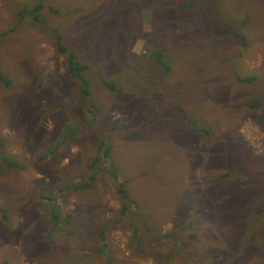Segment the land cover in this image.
<instances>
[{
    "label": "rangeland",
    "instance_id": "374dc122",
    "mask_svg": "<svg viewBox=\"0 0 264 264\" xmlns=\"http://www.w3.org/2000/svg\"><path fill=\"white\" fill-rule=\"evenodd\" d=\"M38 1L0 0V35L6 34L0 67L11 79L9 86L0 79V140L3 155L23 166L10 168L0 157V264H103L111 254L138 264H264V252L252 250L264 243V216L254 210L264 194V0H205L209 6L181 15L191 25L174 15L170 0H133V6L128 0H47L45 15L55 28L35 21L21 26L29 47L23 50L13 34L18 6ZM163 10L170 14L164 17L170 35L157 36ZM245 16L252 20L247 26ZM200 19L203 26L196 28ZM56 28L89 64L91 95L70 74L69 56L54 42ZM156 47L172 59L169 75L147 56ZM101 75L115 78L116 90L105 87ZM252 75V84L242 80ZM252 100L262 105L252 110ZM186 112L211 124L213 133L174 122ZM101 135L114 143L111 163L137 200L127 215L136 223L117 212L122 202L112 174H102L91 189L76 188L91 172ZM58 142L60 154L52 157ZM68 151L78 154L74 160ZM42 154L49 161L41 163ZM53 212L60 220L71 215L69 223L79 226L70 231L69 223H50ZM115 217L120 221H108ZM134 225L148 251L143 256L128 246ZM160 227V235L168 233L161 248L155 245Z\"/></svg>",
    "mask_w": 264,
    "mask_h": 264
},
{
    "label": "trees",
    "instance_id": "16d2710c",
    "mask_svg": "<svg viewBox=\"0 0 264 264\" xmlns=\"http://www.w3.org/2000/svg\"><path fill=\"white\" fill-rule=\"evenodd\" d=\"M170 1H172V12L174 11V15L178 14L180 16L185 14V12L187 15H193L194 12L200 11V9H201L200 5H204L206 7L209 6V4L205 0H181L178 6H175L176 0H170ZM207 1H212V0H207ZM28 3L31 4L30 2H28ZM28 3H24L22 5L17 3L18 5H20V6H18V8H21V11L19 12L18 17L15 21L17 28H20L21 26H26V24H27L26 23V15H30L32 17V19L38 24L47 23V26H46L47 28H53L54 27L51 23H49L50 22L49 17L48 16L46 17L44 15V11L47 8V5L50 4L47 0H39L38 2H36L33 5V7H31L32 5L29 7ZM80 7H81V5H79V8ZM49 8L56 15L65 14L58 7L55 8V7L49 6ZM107 11L109 12V10H107ZM167 14L168 13L165 10H163L162 13L160 11L157 18H156V19H159L160 15H161L160 20L155 22V28H156V35L157 36H164V34L170 35L169 28L172 26V24L169 23V21H170L169 18L164 19V17L170 15V14H168V15ZM181 17H183L182 20L185 22V24L191 25L192 23H194L193 21H191L190 17H184V16H181ZM36 18L38 20H36ZM228 21L229 20H226V22H228ZM250 22H252V20H250V17L245 16V18H243V24H245V26H247L248 24H251ZM179 23H180V20L176 23L175 26L178 27ZM202 26H203V22L200 19L199 22L197 24H195V27L200 28ZM4 35H6V34L0 35V44L2 42V36H4ZM54 36H55L57 46L59 47V49L63 53L66 54L68 51H70L69 46H68V44H66L65 39H64L62 34L58 33V31L56 30L54 33ZM234 36L236 38H239L244 44L248 43L249 39L243 33H240L239 31H235ZM232 41H233V39L229 38L227 43H233L234 44V41L233 42ZM103 42H104V40H103ZM105 43L107 46L112 45L108 40H105ZM97 47H98V49L101 48L98 45H97ZM70 52L71 53H69V54L67 53V55L69 56L67 59V62H66L67 68L69 69L70 74L73 76L74 79H76L77 81H81L80 88H81V91L84 93V95H89V94L91 95L92 90H90L88 88L89 84H88V81L86 80V72L90 68V66H89V64L84 63L83 60L81 61L77 57V55L74 51L73 52L70 51ZM129 55H132V53H129ZM147 56H149L155 60V62L158 64L161 71H163L165 75L170 74L169 72L172 70V66H171L172 59H171L169 54L164 52L161 48L156 47L153 50H151V49L148 50ZM101 77H103V75H101ZM0 78L3 81H5L7 86L10 85L11 81L4 76V72L1 68H0ZM256 78H257V75H252V76H247V77L243 78L242 80L244 82L252 84ZM103 80H104V84L106 85V87L108 89L116 90L117 80L115 78H112V80H106V79H103ZM90 104L94 105L93 101H91ZM247 105L249 106L250 109L255 110L262 105V101L252 100V101H250V103L248 101ZM92 111L99 112L100 110L96 108ZM177 121H188L189 125L191 124L192 126H195L194 130L201 131L207 135L208 134L211 135V133H213L212 131H213L214 127H212L211 124H207V123H204L202 121H198L190 113L186 112L183 116L179 115L178 117L175 118L174 122H177ZM101 133L108 135V136H111L110 133H107L104 131H101ZM72 135L76 137L77 142L80 141L79 137L76 134L72 133ZM105 135H101L97 154H96V156H94L89 161V167L91 169V172L88 174V177L85 180H81L77 183L76 188L78 189V191H79V189H81V190L91 189L100 180V178H101L100 176H102V174L103 175L105 173L112 174V178L115 181V184L117 187V194L120 197L121 202H122V206H121L120 210H117V211H119L118 213H120L121 219L122 218H124V220L126 219L125 220L126 223H135L134 215L132 217H128L127 215H129L130 213H134L133 209H131V208L134 207V203L137 204V200L134 197H132V195L128 192V188L126 187L125 180H122V178L120 177V175H119L120 173H119L118 168L111 163L112 159L110 157V154H111V150H113L114 143L111 141V139L109 137H107ZM206 138L208 139L209 137H206ZM224 140H226V139H224ZM4 144H5V139H1L0 140V157H1V159L2 160L5 159L10 168H13V169L14 168H20L21 169L23 166H22V163L19 159H11V158H9L10 156L3 155L2 149L4 147ZM60 144H61V142H58V144H57L58 147L56 145V148L54 150L50 151L48 154L51 155L52 157L60 154V152H59ZM57 152H58V154H57ZM65 155H68V157L73 156V160H74V157L78 154L72 153L71 151H68V152H66ZM39 158L42 160L41 163H45V162L49 161V159L47 160L46 159L47 157H45L43 154L40 155ZM88 158H90V156H87V159ZM50 160L55 166H58V163L55 162L53 160V158H50ZM41 163H38V164H41ZM103 163L106 164L108 168L107 167H101L100 164H103ZM68 168H69V166L62 168L61 171H67ZM78 170H80V172L83 171V166L80 165ZM40 171L45 172L44 169H40ZM56 171H58V168L56 169ZM250 173H252V172H250ZM227 176L228 175H225L224 177H227ZM82 177H84V176H82ZM253 177H255V176H253ZM253 177H251V178H253ZM259 178H260L259 180L261 181L260 184L263 183L264 177L261 175ZM71 180H72V176H70L67 181L71 182ZM237 197L241 200V198L238 195H237ZM242 198L245 199L244 197H242ZM262 203H263V205H262V207H260L259 205H261ZM244 204H246V203H244ZM254 210L259 212V213L257 212L259 214V216H264V194L261 197L258 205L255 207ZM117 221H120V219L115 217V219L110 221V223H117ZM186 227H187V229L192 228V226H189V224H187ZM133 230H134V236H135L137 242L140 245H142L143 242H142V236L140 233L139 226L138 227L133 226ZM253 233H255V232H253ZM262 234L264 236V230L262 231ZM158 235L161 237L159 238ZM156 236H157L155 238L156 246L163 247V244L165 243V241L168 238V233L163 235V236L160 235V233H157ZM139 244H138V246H139ZM228 246L231 249H237V246L233 243H229ZM250 246H252L251 243H250L249 247ZM107 247H108V245L103 246V250H106ZM256 249H259L261 252H264V243H259V244L257 243L256 245H253L252 250L256 251ZM102 253L104 254V251H102ZM103 257H104V255H103ZM6 263L7 262H5L3 264H6ZM234 263L235 264H246V261L239 262L238 260H234ZM103 264H130V263L124 257H123V259H115L114 254H111V256H108L107 258H105Z\"/></svg>",
    "mask_w": 264,
    "mask_h": 264
},
{
    "label": "clouds",
    "instance_id": "9594fccd",
    "mask_svg": "<svg viewBox=\"0 0 264 264\" xmlns=\"http://www.w3.org/2000/svg\"><path fill=\"white\" fill-rule=\"evenodd\" d=\"M128 1H130L131 3H132V6H133V0H128ZM59 5V4H58ZM50 7H53V6H51V5H49ZM31 7H33V6H31ZM55 8H57V5H56V7ZM21 11V8H19V12ZM19 12H18V14H19ZM44 15H45V11H44ZM46 16V15H45ZM33 19H32V17L30 16V15H26V26H25V29H28V27L30 26V25H32V23H33ZM15 24V23H14ZM36 26L37 27H41V28H44L45 29V26H47V23H41V24H38V23H36ZM57 30V28L55 29V31ZM23 31V30H22ZM39 31H41V30H39ZM58 31V30H57ZM20 34H19V33ZM13 34H17V37H19L20 39L18 40V42H17V47L18 46H20V47H22V49L23 50H28L29 49V47H28V44L27 43H23L22 42V36L23 35H21L22 33L19 31V28H18V30L16 29L15 31H14V33ZM60 34H62V33H60ZM63 35V34H62ZM14 39H15V37H14ZM64 39H65V37H64ZM54 42H55V45L57 46V44H56V40H55V36H54ZM66 42V41H65ZM66 44H68L67 42H66ZM0 46H1V44H0ZM68 46H69V49H70V51H76V50H74L73 48H71L70 47V45L68 44ZM57 48H58V51L60 52V53H63L60 49H59V47L57 46ZM18 49V48H17ZM70 51H68L69 53H71ZM97 51V50H96ZM67 52V53H68ZM77 52V51H76ZM75 52V53H76ZM77 55V54H76ZM28 58V57H27ZM1 69H2V67H0ZM160 68V67H159ZM3 70V69H2ZM161 70V69H160ZM3 72H4V70H3ZM169 73H172V70L169 72ZM4 76L7 78V79H9L10 81H11V79L5 74V72H4ZM103 77H104V79H106V80H111V79H108V78H106L104 75H103ZM102 77V78H103ZM1 79V78H0ZM104 81V80H103ZM4 83H5V81H3ZM6 84V83H5ZM105 85V84H104ZM105 87H106V85H105ZM43 197L46 199V198H53V197H51L50 195H43ZM41 198V197H40ZM42 199V198H41ZM40 204L41 203H39V207H42V208H44V207H47V206H40ZM242 205V204H241ZM118 212V211H117ZM72 213V212H71ZM75 215V212H73L72 213V216H74ZM47 218L48 219H50V223H52V222H59V221H64L65 223H69V221L71 220V215H68V216H66L64 219H62V220H60V216H59V214H58V212H53V213H48V216H47ZM165 217H163L162 218V222H163V219H164ZM115 218H113V219H109L108 221H112V220H114ZM136 223V222H135ZM158 223H160V221H158ZM87 224V223H86ZM91 224V223H90ZM94 224H98V223H94ZM77 223H69V230L71 231V229L73 228V230H75L76 229V227H77ZM79 226V225H78ZM134 226H136V227H138V225H134ZM151 230L153 231V232H155L156 231V234L157 233H160L161 231H162V227H160L159 229H156L155 228V231H154V229H152L151 228ZM189 230H191V228H189ZM160 231V232H159ZM133 232H134V230H133ZM185 239H187V240H190L191 239V235H190V233H188V235H186L185 237H184ZM128 240H129V242L128 243H132V245H129L128 244V246L129 247H134L135 249H136V251H137V256H143L146 252L148 253V251L146 250V249H144V245L142 244V245H140L138 242H137V240H136V238H135V236H134V233L131 235H129L128 236ZM142 242H143V240H142ZM138 244H139V246H138ZM156 245V244H155ZM168 245H170V243H168ZM160 247V246H159ZM161 248V247H160ZM126 253H127V251H125ZM142 252H144V254H142ZM123 257L124 258H126L127 259V261L130 263V264H138L136 261L135 262H132V260H131V257L132 256H127V255H123ZM9 261L10 260H7V261H5V262H7L6 264H9ZM11 261H15V260H11ZM4 262V263H5ZM39 264H41V263H39Z\"/></svg>",
    "mask_w": 264,
    "mask_h": 264
}]
</instances>
